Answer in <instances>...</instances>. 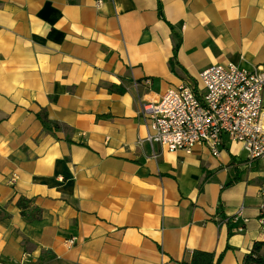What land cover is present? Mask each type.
Instances as JSON below:
<instances>
[{
    "label": "crops",
    "instance_id": "1",
    "mask_svg": "<svg viewBox=\"0 0 264 264\" xmlns=\"http://www.w3.org/2000/svg\"><path fill=\"white\" fill-rule=\"evenodd\" d=\"M227 60L264 70V0H0V264H242L264 162L169 151L143 116Z\"/></svg>",
    "mask_w": 264,
    "mask_h": 264
},
{
    "label": "built area",
    "instance_id": "2",
    "mask_svg": "<svg viewBox=\"0 0 264 264\" xmlns=\"http://www.w3.org/2000/svg\"><path fill=\"white\" fill-rule=\"evenodd\" d=\"M101 4L97 0V6ZM263 94L264 70L247 69L231 60L215 63L201 71L197 82L184 81L167 89L158 102L144 106L143 116L150 123L147 140L188 154L205 145L219 156L228 138L240 144L248 161L264 162ZM241 216L240 211L229 221L248 220ZM259 223L264 232V205ZM76 241L68 239L69 245Z\"/></svg>",
    "mask_w": 264,
    "mask_h": 264
},
{
    "label": "trees",
    "instance_id": "3",
    "mask_svg": "<svg viewBox=\"0 0 264 264\" xmlns=\"http://www.w3.org/2000/svg\"><path fill=\"white\" fill-rule=\"evenodd\" d=\"M160 13L162 14V9L160 5ZM179 47V42H176L174 45V56L170 60L171 68H174L176 53ZM42 118V122L45 128H49V122ZM264 249V242H256L253 246V249L250 253L246 254L242 264H264V254L262 250ZM222 259V256L216 258L215 253L207 252L202 250H195L192 253L191 260L189 262H184V264H219Z\"/></svg>",
    "mask_w": 264,
    "mask_h": 264
},
{
    "label": "rangeland",
    "instance_id": "4",
    "mask_svg": "<svg viewBox=\"0 0 264 264\" xmlns=\"http://www.w3.org/2000/svg\"><path fill=\"white\" fill-rule=\"evenodd\" d=\"M245 156H246V154H245Z\"/></svg>",
    "mask_w": 264,
    "mask_h": 264
}]
</instances>
